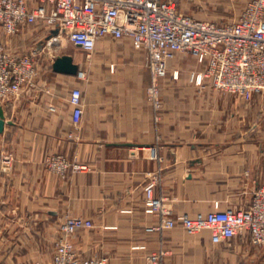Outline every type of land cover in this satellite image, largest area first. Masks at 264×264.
Listing matches in <instances>:
<instances>
[{"label": "crops", "instance_id": "crops-1", "mask_svg": "<svg viewBox=\"0 0 264 264\" xmlns=\"http://www.w3.org/2000/svg\"><path fill=\"white\" fill-rule=\"evenodd\" d=\"M50 32L42 19L12 34L0 26V44L15 56L33 53L38 66L33 86L0 99V150L11 156L8 168L0 161V264H50L67 216L92 220L69 241L80 257L106 264H146L160 248L162 264H227L224 252L237 238L254 245L248 237L215 244L208 231L189 234L179 225L148 231L162 216L145 211L144 187L156 181L154 195L171 217L247 207L264 185V95L197 86L189 74L202 65L178 52L160 81L156 112L144 52L130 38L102 37L90 52L64 37L40 47ZM62 54L81 76L53 69ZM74 87L82 92L78 120L69 102ZM56 154L70 165L64 176L49 168Z\"/></svg>", "mask_w": 264, "mask_h": 264}, {"label": "built area", "instance_id": "built-area-1", "mask_svg": "<svg viewBox=\"0 0 264 264\" xmlns=\"http://www.w3.org/2000/svg\"><path fill=\"white\" fill-rule=\"evenodd\" d=\"M45 20L58 29L52 38L64 37L85 52L94 49L105 36L128 37L135 49L144 52L150 73L148 98L157 112L161 107L160 81L169 73L168 64L178 52L192 55L202 68L190 72L189 81L219 93L245 96L264 95V0H249L237 18L225 22L203 20L180 12L174 0H0V26L7 34L18 25ZM51 38V39H52ZM51 39L46 42L51 44ZM31 52H37L31 51ZM38 66L33 53L15 56L0 44V99L17 98L35 83ZM79 76L82 72L79 71ZM171 77L177 79L179 71ZM75 120L83 114L82 92L74 87L69 96ZM158 119V115L155 117ZM152 158L157 157L151 148ZM11 156L0 150V161L8 168ZM49 168L64 176L69 163L56 154L48 159ZM74 170L80 169L77 164ZM156 181L144 187L145 211L159 213L161 221L148 231L181 226L187 233L208 231L215 244L235 237H248L264 246V185L256 188L247 207L213 210L194 216H169L162 199L154 195ZM93 222L81 216H67L60 223V235L50 264H106L100 257H80L69 238ZM160 248L147 256L146 264H162Z\"/></svg>", "mask_w": 264, "mask_h": 264}, {"label": "rangeland", "instance_id": "rangeland-1", "mask_svg": "<svg viewBox=\"0 0 264 264\" xmlns=\"http://www.w3.org/2000/svg\"><path fill=\"white\" fill-rule=\"evenodd\" d=\"M180 12L195 18L225 22L239 16L249 0H174ZM233 1V2H232ZM244 239L237 238L224 252L227 264H264V246L241 245ZM247 241V240H245ZM251 243V242H250Z\"/></svg>", "mask_w": 264, "mask_h": 264}, {"label": "water", "instance_id": "water-1", "mask_svg": "<svg viewBox=\"0 0 264 264\" xmlns=\"http://www.w3.org/2000/svg\"><path fill=\"white\" fill-rule=\"evenodd\" d=\"M58 34V29L51 30L50 34L39 43V46L42 47L46 42L51 39L54 35ZM52 45V43L50 44ZM53 69L56 72L65 73L69 75H78L79 69L78 65L73 62L72 56L68 54H62L57 56L53 61ZM5 116L3 108L0 106V133L3 131L5 126Z\"/></svg>", "mask_w": 264, "mask_h": 264}]
</instances>
